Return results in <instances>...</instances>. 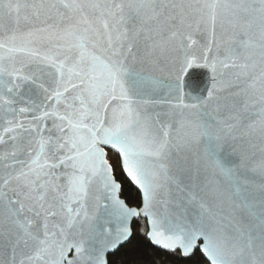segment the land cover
Here are the masks:
<instances>
[{
    "label": "snow or ice",
    "instance_id": "snow-or-ice-1",
    "mask_svg": "<svg viewBox=\"0 0 264 264\" xmlns=\"http://www.w3.org/2000/svg\"><path fill=\"white\" fill-rule=\"evenodd\" d=\"M0 264H264V0H0Z\"/></svg>",
    "mask_w": 264,
    "mask_h": 264
},
{
    "label": "trees",
    "instance_id": "trees-1",
    "mask_svg": "<svg viewBox=\"0 0 264 264\" xmlns=\"http://www.w3.org/2000/svg\"><path fill=\"white\" fill-rule=\"evenodd\" d=\"M132 203H138V200H136V201H132ZM197 259L199 260V259H201L200 257H197Z\"/></svg>",
    "mask_w": 264,
    "mask_h": 264
}]
</instances>
